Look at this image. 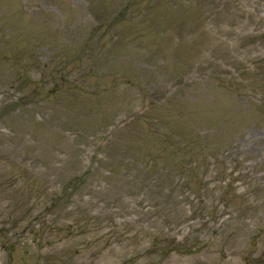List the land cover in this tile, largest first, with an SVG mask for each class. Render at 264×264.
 <instances>
[{
  "label": "rangeland",
  "instance_id": "rangeland-1",
  "mask_svg": "<svg viewBox=\"0 0 264 264\" xmlns=\"http://www.w3.org/2000/svg\"><path fill=\"white\" fill-rule=\"evenodd\" d=\"M0 264H264V0H0Z\"/></svg>",
  "mask_w": 264,
  "mask_h": 264
}]
</instances>
